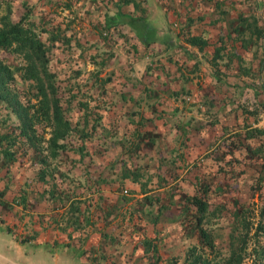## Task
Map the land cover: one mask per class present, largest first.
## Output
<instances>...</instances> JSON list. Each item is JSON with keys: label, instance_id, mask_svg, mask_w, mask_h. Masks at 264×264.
Returning a JSON list of instances; mask_svg holds the SVG:
<instances>
[{"label": "rangeland", "instance_id": "374dc122", "mask_svg": "<svg viewBox=\"0 0 264 264\" xmlns=\"http://www.w3.org/2000/svg\"><path fill=\"white\" fill-rule=\"evenodd\" d=\"M82 1L0 0V15L8 13L12 20L18 19L25 10L29 12V21L34 23L48 47L47 65L55 74L63 112L70 126L75 128L83 119L87 128L98 111L102 113L99 121L111 120L112 112L105 115L102 111V104L107 102L102 100L107 94L106 84L116 77L114 75H131L142 80L149 58L140 51L133 62L124 47L116 51L106 46V53L111 49L113 53H108V62L99 68L95 84L92 83L91 73L101 65L92 63L87 48L80 53L76 50L78 33H88L90 20L94 19L89 20L87 8L78 7ZM254 5L256 22L264 28V0H254ZM241 10L247 12L250 8ZM160 20L165 27L168 21L163 16ZM231 20L221 23L228 28ZM171 22L173 30L180 28L176 15ZM40 26L48 31H40ZM49 31L57 32L59 36L51 38ZM64 36L69 40L65 41ZM252 38V47L238 49L243 58L239 63L247 71H238L235 61L232 64L234 71L227 66L219 70L216 77L211 57L208 58L209 51L206 55L201 54L199 65L193 71H190L193 66L190 59L172 56L174 64L179 63L182 73L187 76L177 83L179 87H185L180 91L184 96H174L161 89L159 93L165 98L161 106L166 110L175 107L176 114H158L161 117L153 124L146 122L144 128L137 126L139 130L136 131L140 134L126 133L118 142L124 147L117 157L111 156L117 149L114 140L106 153L114 159L103 167L95 162L92 170L88 168L90 162L87 165L80 162V140L74 128L62 140L67 148L56 156H48L46 139L50 122L35 111L37 119L33 125L40 135L34 142L37 150L20 136L15 144L8 145L13 153L11 158L4 157L0 151V218L10 225L13 223L11 229L18 238L23 237L21 240L29 236V240L15 243L10 234L0 230V264H147L155 258L154 253L157 254L156 264H186L183 256L190 245L197 243V238L175 217L180 199L194 193L200 183L208 186V209L212 210V215L208 216L205 225L214 232L218 252L214 257L220 259L227 255L232 211L239 205L256 208L259 204L254 184L256 177L262 175L264 133L250 135L247 130L255 126L264 128V36ZM0 60L12 69L25 63L20 54L8 50H0ZM21 70L16 69L8 81L10 94L14 93L13 98L21 104L32 103L33 107H38L40 94L35 93L32 79L21 77ZM108 75L109 79L103 80ZM69 93L73 96L65 103L64 98H69ZM99 96H102L100 100ZM77 99H86L90 106L88 110L84 109L83 115ZM165 118L168 124L163 123ZM11 121L16 124L17 117L7 101L0 99V132L11 130L16 133V126L9 124ZM124 122L125 118H121L120 123ZM127 123L133 126L131 122ZM155 130H160L163 136H160L161 132L156 135ZM148 135H153L154 141L150 142ZM96 140V133L84 140V157L97 150ZM129 142L133 147L137 142L138 148L129 151L126 149ZM213 147L217 149L212 150ZM38 155H44L42 163L38 161ZM95 159L99 161L98 156ZM136 164L140 167V179H147L146 190H141L137 183L128 187L130 189L120 188L117 174L121 167L131 168ZM40 169H43L42 177ZM100 174L105 179L94 182V177H100ZM261 190L264 192V183ZM144 195H149L152 201ZM75 205L77 209H72ZM38 212L40 220L37 219ZM73 213L78 214L77 219L75 217L72 225L62 228ZM150 217H154L153 222ZM44 234L46 237L37 236ZM144 237L155 244V250L148 249L146 253L141 242ZM76 256L84 259L78 261ZM242 264H255L253 254L249 253Z\"/></svg>", "mask_w": 264, "mask_h": 264}, {"label": "trees", "instance_id": "16d2710c", "mask_svg": "<svg viewBox=\"0 0 264 264\" xmlns=\"http://www.w3.org/2000/svg\"><path fill=\"white\" fill-rule=\"evenodd\" d=\"M147 1L148 0H83L77 4L78 7L87 8L89 11V20L92 17L94 18L90 20L88 33H78L79 35H77L78 37L76 39L77 53H80V51L83 52L87 48L86 50L90 52L89 57L92 63L96 66L101 65V67L97 68V71L93 74L91 73L92 80L90 78V81L92 83L95 84L99 68H102L103 65L108 62V57H106L109 56L108 53H113L112 49L106 53L108 47H112L116 51L118 48L124 47L130 60L134 62L137 55L140 54L138 43L146 47L157 38L154 36L152 30L150 31L144 28L145 22L148 21L145 7ZM200 1L202 0H197V2ZM206 1H208L207 3L210 5L213 3V12L209 13H215L210 21H207L208 25L213 26L222 20L231 19L226 16V7H223V0ZM245 1L247 0H237V3L239 4ZM248 5L250 9L254 8V0H251V3ZM107 7L111 8L107 9ZM99 11L101 12L99 13ZM94 12L95 14L93 15ZM243 12L244 11L240 10V13L231 20V26L228 28L223 27L214 37L212 42L213 50L211 64L214 69L213 75L215 71L216 77L219 76L218 71L223 70L227 66L231 67L230 71H234L235 67H232V64L235 61H237L238 71H247L246 68L239 63L243 58L241 54H239L238 49L244 50L247 47H252V37L257 38L264 36V28L257 24V17L253 11ZM28 15L29 12L27 10L16 20H12L8 13L0 15V50L17 52L25 60L24 64H20V67H14L13 69L0 60V99L7 101L8 107L17 117L16 124H13L12 121L9 123L11 125L13 124L14 127L16 126V133H12L11 130L0 132V151L4 157H12L13 153L10 151L8 145L15 144V142L18 141L17 138L20 136L23 137L24 141L33 147L34 150H37L34 142L40 138V135L36 133L37 130L33 125V121L37 119L35 111H38L37 113L39 116L48 119L50 122L51 128L49 130V136L46 139L47 155L56 156L60 150L67 148L68 145L62 140L66 137V133L74 128L80 140L78 144V149L80 150L78 159L86 165L90 162L88 168L92 170L93 163L96 162L103 167L109 160L114 159H111L110 156L106 154L110 151L109 149L114 140L117 149L115 148L113 150L112 153L115 155L111 153V156L117 157L124 147L123 144L119 145L118 142H121L127 134H140L136 131L139 130L137 126H142L144 128L146 122L153 124L154 120L160 118L164 113L167 116L176 114L175 107H172L170 111L161 106L164 102H162V99L159 97V90H168L169 94H173L174 96L180 95L183 98L184 95H181L180 91L185 90V87L181 85L179 87L177 83L179 84L181 79L185 80L187 76L182 73L179 63L174 64L175 60H173L172 55L168 53L156 55L154 48L149 46L151 50L146 49V55H149V58L144 66L142 75L143 81L141 79L136 80L135 77L132 78L131 75L129 77L114 75L116 77L110 80V84H106L107 94L103 96L102 100L104 101L106 99L107 102L102 104V111L104 112L103 114L106 115L108 111L116 109L117 112L112 111V119H107V121L103 119L104 122L99 121L98 119L101 118L102 113L98 111L95 112V119L91 121L87 128H85V119L82 120L81 124H76V128L72 125L70 126V121L63 112L61 96L58 94V87L55 83V74L49 70L47 65L48 58L46 52L48 47L40 38L34 27V23L29 21ZM183 19H186L188 24L198 22L204 24L206 22L202 21L203 16H187ZM180 28L181 30L179 33L183 40L189 45L196 46L198 49L202 50L203 47L209 43L208 38L203 36L202 33H193L188 26H181ZM39 30L48 31L47 28L41 26ZM48 33L51 38H57L59 36L57 32L49 31ZM64 39L68 41L69 37L64 36ZM182 49L186 54L190 55V57L193 56V58H191L193 68L191 67L190 71L196 70L200 62L199 59L195 57V54L189 48L182 47ZM223 55H225V59L221 60ZM16 69H22L20 71L22 78H30L33 80L35 93L40 94L38 107H33L34 105L32 103L21 104L13 98V96L15 97L14 93L10 94L7 84L8 81L13 78V73ZM75 72L76 75H78L79 69L76 68ZM147 77L148 79H146ZM108 79L109 75L103 78V80ZM88 85H90L89 82ZM139 85H141L140 88H138ZM132 89L135 91H132ZM69 94V98H64L65 103L69 102L73 96V93ZM97 98L100 100L102 96ZM77 103L80 109H82V115L84 109L88 110V108H90L86 99H77ZM158 105L159 108L157 107ZM30 107H32L31 111L29 110ZM158 114L161 116L158 117ZM121 118H125L123 124L120 123ZM127 121L131 122L133 126L129 125ZM163 123L168 124V119H163ZM122 125H124V128H122ZM135 131L137 132L136 134H134ZM160 132V130H155L156 135ZM247 132H250V135H252L253 132L264 133V128L262 129L261 127L255 126L247 130ZM95 133L96 136H98V140L95 141L97 150H95L92 155H86V157H84L86 154V151H84V140L90 138ZM161 134L160 136H163L162 132ZM147 138L150 142L154 141L153 135H148ZM130 143L131 142H129V145L126 147L129 151L132 152L134 149L136 150L138 148L137 142L134 144V147L137 148L131 146ZM214 149L217 148L213 147L212 150ZM247 149L250 150L248 146ZM94 156H98L99 161H96ZM119 157L122 158V155H119ZM38 161L42 163L44 161V155H38ZM91 164L92 166H90ZM138 166L139 165L136 164L131 168L121 167L117 174L119 177L117 183L120 188H128L137 183L141 190H146L145 183L147 179H140L141 173L140 167ZM260 167L262 175L256 177L257 183L254 184V190L256 196H258L259 204L256 205V208L249 207L248 205H239L234 208L232 211L233 224L227 234V255L220 259L214 257L218 253L214 245V232L205 225V222L209 220L208 216L212 215V210L208 209L206 194L208 186L200 183L194 193L186 194L180 199L179 210L175 218L189 234H193L197 238V243L187 248L183 256L184 263L242 264L243 259L251 253L253 254V262L255 264H264V192L261 190V186H263L264 183V155L262 156ZM103 173L104 171L102 174ZM102 174H100V177H94V182L97 183L99 180H104L105 178ZM42 175L43 169H40V177H42ZM250 185L252 186V183ZM144 196L149 199V202L152 201L149 195ZM17 200L21 202V198ZM141 203L143 204V201ZM159 206L160 205H158V207ZM33 207L37 208L38 205ZM71 208L77 209V205L71 206ZM36 214L37 219L40 220L41 214L39 212ZM77 216L78 214L75 215L73 213V215L68 217L67 224L65 223V225L61 227L64 228L66 225H72L75 217L77 219ZM150 219H152V222L154 221V217H150ZM0 223L7 230L11 231L15 238H18L11 229L13 223L10 225L9 222L3 221L1 218ZM26 238L28 239L24 240H29V236ZM21 239H23V237L18 238V240ZM141 242L145 246L144 250H146V253L148 249L155 250L156 248L155 244L147 237H144ZM151 254L153 255V253ZM154 254L155 258H152L151 262L147 264H156L157 254ZM208 254H211L213 257L208 256ZM212 258H215V260Z\"/></svg>", "mask_w": 264, "mask_h": 264}, {"label": "crops", "instance_id": "0c3cea01", "mask_svg": "<svg viewBox=\"0 0 264 264\" xmlns=\"http://www.w3.org/2000/svg\"><path fill=\"white\" fill-rule=\"evenodd\" d=\"M207 2L208 1L206 0H202L200 2H197V0H148L147 3H145L146 5L145 7H146V11H148L146 13H149V16L147 17L148 21L145 22L144 28L150 31L152 30V32H154V36L157 38H155L153 42H150V44L146 47H144L141 43H138V50H140L146 55L147 53L146 49L151 50L149 48L150 46L154 48V52L156 55L168 53V54H172L174 58L180 60H187V59L191 60L193 56L190 57V55L186 54L185 51L182 49V47H187L195 54V57H197V59L199 60L202 58L201 54L206 55L207 51L210 52L208 55V58H210L212 56V50H213L212 42L214 40V37L216 36V33L220 29H223L224 25L221 22L213 26L211 25L212 27L207 24V21H210L211 17H213L215 14V13L214 14L209 13V12H213L212 10L214 9V7H213V3L212 5H210ZM249 3H251V0H247L239 4L237 3V0H223V4H224L223 7H226L225 12L227 18L230 17L231 19H233L234 16L240 13L239 10L245 9L247 6L249 7L248 5ZM250 11H253L254 14L257 13L255 8L250 9ZM174 15L177 16V20L179 21L180 27L188 26L193 33H202L203 36H206V38H208L209 43L206 46H204L202 50H200L196 46L189 45L187 42H185L181 34L179 33L181 28L173 30L171 20L174 19ZM161 16H163L164 19L168 21L165 27L161 23L160 20ZM187 16H191V17L203 16L202 21H206V22L204 24L200 22L188 24L187 20L183 19L184 17ZM166 34L168 35L167 38L164 37ZM222 57L223 58L221 60L225 59V55H223ZM159 97L161 99H165L161 95V93H159ZM168 109L170 111L172 110L171 108ZM112 111H116V109L111 110V112ZM0 230L7 234H10L11 237L13 238L12 240H14L15 243H22L24 241H27V240H18V238H15L12 232L7 230L5 227H3L1 223H0ZM37 236L42 238L46 237L45 234L44 236L42 235H37ZM59 236L60 235H58V237ZM9 241L11 242V239H9ZM77 258L78 261L81 262L82 259H84L83 256L82 257L78 256Z\"/></svg>", "mask_w": 264, "mask_h": 264}]
</instances>
